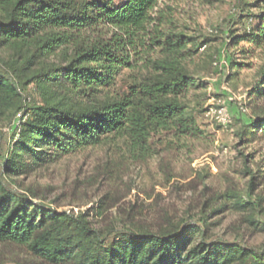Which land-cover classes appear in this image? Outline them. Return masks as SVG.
I'll use <instances>...</instances> for the list:
<instances>
[{
    "label": "trees",
    "instance_id": "trees-1",
    "mask_svg": "<svg viewBox=\"0 0 264 264\" xmlns=\"http://www.w3.org/2000/svg\"><path fill=\"white\" fill-rule=\"evenodd\" d=\"M178 10L176 0H0V50L17 56L0 60V116L18 115L7 143L0 128V242L26 245L47 264H264V246L225 240L204 216L100 229L90 210H57L4 182L113 139L146 159L163 139L198 138L187 97L209 87L194 64L210 40L189 33ZM233 10L245 28L229 31L230 44L261 46L264 0H234ZM247 94L264 98V64ZM247 112L229 126L240 145L264 136V106ZM253 188L223 197L254 211Z\"/></svg>",
    "mask_w": 264,
    "mask_h": 264
},
{
    "label": "rangeland",
    "instance_id": "rangeland-1",
    "mask_svg": "<svg viewBox=\"0 0 264 264\" xmlns=\"http://www.w3.org/2000/svg\"><path fill=\"white\" fill-rule=\"evenodd\" d=\"M176 1L177 21L189 33L210 40L194 64V72L209 87L206 94L200 90L187 97L190 107H198L200 136L175 142L163 139L157 154L146 159L134 158L123 139H113L4 182L15 190L30 191L36 200L57 210H90L89 220L100 229L132 224L156 230L166 221L204 216L213 234L264 246V136L240 145L234 127L218 128L207 113L209 107L224 102L234 114L242 96L249 102L247 92L264 64V43L230 44L229 31L238 34L245 28V21L233 10L234 0ZM16 57L10 48L0 50L2 61ZM227 58L240 63L239 69L214 66L213 61ZM255 103L264 106V98ZM255 103L249 102L245 117ZM17 120L18 115L13 119L8 112L0 116L3 142L9 140ZM250 185H254V211L234 209L225 201L227 193L246 196ZM0 264L47 263L26 245L0 242Z\"/></svg>",
    "mask_w": 264,
    "mask_h": 264
},
{
    "label": "built area",
    "instance_id": "built-area-1",
    "mask_svg": "<svg viewBox=\"0 0 264 264\" xmlns=\"http://www.w3.org/2000/svg\"><path fill=\"white\" fill-rule=\"evenodd\" d=\"M225 65H226L225 59L221 61H216L214 63V66H217L218 68L225 66ZM229 99L232 100L231 97H229ZM242 99H244V96L241 97V101H239L238 103V109L242 112H247L245 101ZM207 113L208 115L211 116V118L215 121V123L221 126L222 128H227L232 124V119H233L232 114L224 102L222 105H218L215 107H209L207 109Z\"/></svg>",
    "mask_w": 264,
    "mask_h": 264
}]
</instances>
